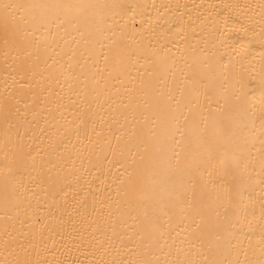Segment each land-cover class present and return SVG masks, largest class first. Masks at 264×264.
Here are the masks:
<instances>
[{"label":"bare ground","instance_id":"bare-ground-1","mask_svg":"<svg viewBox=\"0 0 264 264\" xmlns=\"http://www.w3.org/2000/svg\"><path fill=\"white\" fill-rule=\"evenodd\" d=\"M0 264H264V0H0Z\"/></svg>","mask_w":264,"mask_h":264},{"label":"snow or ice","instance_id":"snow-or-ice-1","mask_svg":"<svg viewBox=\"0 0 264 264\" xmlns=\"http://www.w3.org/2000/svg\"><path fill=\"white\" fill-rule=\"evenodd\" d=\"M5 7H7V5Z\"/></svg>","mask_w":264,"mask_h":264}]
</instances>
